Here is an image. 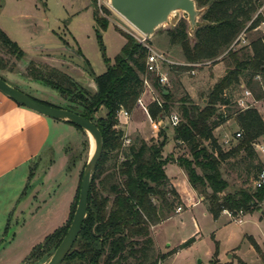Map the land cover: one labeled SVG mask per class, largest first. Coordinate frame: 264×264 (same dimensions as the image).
Returning <instances> with one entry per match:
<instances>
[{
	"label": "trees",
	"instance_id": "16d2710c",
	"mask_svg": "<svg viewBox=\"0 0 264 264\" xmlns=\"http://www.w3.org/2000/svg\"><path fill=\"white\" fill-rule=\"evenodd\" d=\"M194 1L197 8H203L200 16L202 23L194 28L190 37L188 22L185 18L179 19L173 27L165 30L169 41L179 46L183 62L215 63L219 61V56L226 55L230 66L201 99V106L184 96L175 110L170 90L166 85H160L157 76L153 75L151 83L162 99V106L150 102L147 108L153 120L161 114L169 115L173 110L176 112L179 121L171 127L172 138L187 148L188 155L175 158L163 155L168 142L165 128L159 129L157 137H135L123 145L124 132L117 127L121 120L117 113L120 109L131 111L142 93L147 54V47L131 34L119 30L125 43L112 63H108L105 58L107 65L102 73L94 74L83 58L84 71L93 79L96 89L83 86L60 68L29 61L26 75L52 88L67 102L65 105H54L32 98L91 119L102 137V152L90 180L86 216L76 240L60 264H157L175 252L171 250L155 257L154 240L150 233V226L169 217L180 203L175 188L168 186L169 179L165 173L168 162H175L184 171L190 186L206 200L207 210L213 218H218L224 210L235 215L240 211L246 214L261 209L264 186L228 191L229 183L223 177L221 164L241 154L240 165L245 172V180L252 177L253 181L257 177L264 168V160L254 143L264 141V118L254 106L239 109L235 113V122L237 131L241 133L239 137L233 133L236 143L228 149L218 142L213 130L227 120V114L219 112L220 106L230 104L226 91L236 85H243L253 93L255 99L264 96V34L250 41L249 50L234 48V41L244 29L252 30L260 23L262 15L256 12L263 2ZM105 11L108 10L105 8ZM94 21L102 28L108 25V20L98 16L95 10ZM150 42V38L144 40L149 46ZM0 43L16 59L24 57L21 47L1 29ZM3 61L0 58V69L5 67ZM178 68L185 69L188 66ZM0 77L6 80L1 73ZM102 110L103 114H100ZM66 123L82 130L77 125ZM120 155L122 159L117 163ZM112 156L114 160L111 166H107ZM79 188L80 182L67 223L48 234L41 244L34 246L31 255L45 252V261L51 256L71 222ZM192 241L193 238L180 247ZM257 251L264 257L258 247ZM217 252L216 248L214 258L208 264H222ZM238 262L245 264L240 259Z\"/></svg>",
	"mask_w": 264,
	"mask_h": 264
},
{
	"label": "rangeland",
	"instance_id": "374dc122",
	"mask_svg": "<svg viewBox=\"0 0 264 264\" xmlns=\"http://www.w3.org/2000/svg\"><path fill=\"white\" fill-rule=\"evenodd\" d=\"M261 1L263 3L260 7H263L264 15V0ZM105 8L108 11H105ZM94 10L98 16L108 20L106 28L95 23ZM202 13L203 11L197 17L198 22ZM174 18L177 22L185 17L182 11H177ZM185 20L187 21L186 18ZM173 26L168 22L157 27L150 37V46L153 50L164 53L172 62L165 69L168 71L166 86L172 94L174 110L180 98L184 96L190 97L201 106V99L225 73L230 66V60L226 55H221L215 63L204 61L193 64L181 61L179 46L172 44L165 33L167 28ZM0 29L21 47L24 55L29 53L27 57L16 59L7 53L0 43V58L5 61V67L0 69L1 75L11 85L27 91L28 95H38L40 99L50 101L54 105H65L67 101L56 98L57 92L50 87L49 91H38L37 87H42V83L36 84L35 80L26 75L30 60L42 63L31 45L40 43L38 41H56L71 47L76 54L64 50L53 51L55 54H63L73 63V66H68L70 70H62L72 76L74 73H83L76 81L94 89L92 81L85 74L87 72L84 71L83 58L87 60L94 74H100L107 65L105 58L108 63H112L125 43V38L119 30L131 34L134 38H143L142 34L111 8L109 0H0ZM193 30L188 23L190 37ZM262 34L264 25L257 29L245 30L242 34L244 41L237 37L234 48L249 50L250 41ZM183 65L188 68H178ZM153 75L156 76L149 74L147 78L157 95L158 91L151 83ZM241 84L243 83L239 85ZM143 89L139 102L129 111L130 117L120 120L117 125L124 132L123 145H127L135 137H157L161 128L146 111L152 101V94L147 87ZM240 93L241 86L238 85L226 91L225 95L230 104L219 107V112L227 114L228 117L213 133L224 149L236 143L233 133L238 130L235 113L240 109L237 103ZM33 95L31 97H34ZM174 110L172 113H176ZM259 112L264 118V108H260ZM100 114H103V110ZM164 128L168 142L164 146L163 155H171L174 158L188 155L187 148L173 140L171 127L164 124ZM61 135L55 142L54 149L46 148L38 158L30 162L28 170L24 172L26 178H20L19 174L13 176L14 178L8 179V183L4 182L8 185L0 189V249L4 248L0 264H46L49 258L45 261V252L39 251L31 255L32 248L41 244L48 234L65 225L69 219L91 144L87 133L75 127L64 129ZM260 155L264 160V153ZM121 159V155L118 156L117 163ZM240 159L241 154L221 164L223 177L229 183L228 191L253 187L252 177L245 180ZM113 160L114 156L107 162V166H111ZM165 173L173 180L180 203L169 217L150 226V233L153 236L154 232V238L160 247L154 244L155 257L166 254V249L176 251L157 264H208L214 258L216 248L217 256L221 258L219 261L225 264H239V259L245 264H264V257L257 251L258 247L264 255V202L261 203V209L243 214L241 223L235 221L238 215L227 213L215 219L207 211V202L204 199L201 205L188 207L189 197L194 200V195L175 162L165 165ZM168 186H172L170 180ZM20 193L27 195V198L22 200ZM178 210L182 211L176 213ZM191 238L195 240L185 247H180Z\"/></svg>",
	"mask_w": 264,
	"mask_h": 264
},
{
	"label": "water",
	"instance_id": "95a60500",
	"mask_svg": "<svg viewBox=\"0 0 264 264\" xmlns=\"http://www.w3.org/2000/svg\"><path fill=\"white\" fill-rule=\"evenodd\" d=\"M109 4L111 8L135 26L145 39L150 38L154 30L160 25L168 22L175 25L176 19L174 16L177 11H182L183 17L187 19L191 30L202 23L201 21L198 22L197 17L203 11V8H197L194 0H109ZM33 47L44 51L64 50L76 54L75 50L64 43H38L34 44ZM85 74L89 76L88 78H90L94 89H96L93 79L88 73ZM0 91L20 105L49 118L77 125L87 135L88 133L91 135L93 148L90 150L82 171L79 194L73 217L65 235L46 262V264H60L76 240L86 216L90 180L97 160L102 152L101 133L91 119L68 109L37 101L1 77Z\"/></svg>",
	"mask_w": 264,
	"mask_h": 264
},
{
	"label": "crops",
	"instance_id": "0c3cea01",
	"mask_svg": "<svg viewBox=\"0 0 264 264\" xmlns=\"http://www.w3.org/2000/svg\"><path fill=\"white\" fill-rule=\"evenodd\" d=\"M38 42L60 43L56 41H38ZM30 47H32L34 51H37L39 60L42 61L41 63L42 65L54 66L56 68H60L61 70L63 68L70 70L68 66L70 64L73 66V63L69 61L67 57L63 56V54H55L53 51L39 50L34 48L33 45H31ZM28 54L29 53H25L24 57L29 56ZM82 75L83 73H74L73 76L70 74V76L75 80ZM35 83L37 84L39 82L35 81ZM37 90L41 92H45L48 90V86L46 87L45 85L42 84V87H37ZM33 96L35 98L40 99V96L38 95L37 96L33 95ZM55 97L63 100V98L59 94L58 96ZM254 107H256L258 111H260V108H264V96L261 99H256V103ZM72 127L74 126H71L64 121L49 118L23 105H20L0 91V189H2L4 185H8L7 184L9 182L8 179L13 176L19 174L18 176H20V178H26V174L24 172L28 170L27 167L30 164V162L34 161L35 158H38V156L46 148L52 147L54 149L55 147L54 144L62 136L61 135L62 131L64 129L72 128ZM180 171L183 174L184 180L190 186L184 171L181 168ZM168 179L170 180L171 185L174 187L173 180L170 179L169 177ZM4 182L7 183L4 184ZM190 189L194 195L193 196L194 200L193 198L189 197L190 203L188 207L193 208L198 205H201L203 203L202 196L197 194V192L191 186ZM20 194L22 200L27 198V195H23L22 193ZM181 211L182 210H178V212L176 213H180ZM222 214L225 215V212L223 211L220 215ZM152 238L154 240L155 246L160 248L158 246L156 239L154 238V232ZM194 240L195 238H193V241ZM3 249H4L3 247L0 249V257L2 256L1 253ZM171 250L166 249L165 251L170 252ZM227 254L229 255V253ZM217 258L219 260L221 259L218 256ZM221 263L225 264L223 262Z\"/></svg>",
	"mask_w": 264,
	"mask_h": 264
},
{
	"label": "built area",
	"instance_id": "2783aa9c",
	"mask_svg": "<svg viewBox=\"0 0 264 264\" xmlns=\"http://www.w3.org/2000/svg\"><path fill=\"white\" fill-rule=\"evenodd\" d=\"M263 7H260L256 14H261L262 15V19L260 21V23L257 25V27H255L254 29H257L259 26L264 25V15H263ZM245 29L241 32L242 34H244ZM240 33V34H241ZM241 37L240 35L238 36L239 39L241 38V40L244 41V37ZM139 42L143 43L146 47H147V54L145 57V72H144V76H142V80H143V88L147 87L149 89V92H151L152 94V101L151 102H156L158 106H162V99L160 98V96H158V94L156 95V92L154 93L153 88L151 87V85H149V81H148V74L150 73H154L157 76V81L160 85L165 86L168 83V77H167V69H165L167 66L171 65L172 62L170 61V59H168V57L165 56L164 53L162 52H158L155 51L151 48V46L147 45L144 43V36L143 38H136ZM238 38H236V40L234 41V44L236 43ZM242 90L241 93L237 99V103L239 105L240 109H246L249 107H253L256 103V99L253 96V93L248 89L245 88L244 86H241ZM144 90V89H143ZM140 97L137 99V102H139ZM147 111V110H146ZM148 113V111H147ZM117 117L119 119H128L130 117V114L127 110L125 109H120L117 113ZM157 124L161 127L164 128V124L173 127L175 125H177L178 121H179V117L176 113H171L169 115H163L161 114L160 116H158V118L156 119ZM240 131L235 132V137H239L240 136ZM254 147L260 151L261 153H264V141L261 142H255L254 143ZM264 186V168L261 169L258 174L257 177L253 180V187L254 188H260ZM225 213H227L228 215H231L232 213L224 210ZM234 215V214H232ZM238 215L235 218V221L241 223L242 222V218L241 216L243 215V213L240 211L237 214Z\"/></svg>",
	"mask_w": 264,
	"mask_h": 264
},
{
	"label": "bare ground",
	"instance_id": "6f19581e",
	"mask_svg": "<svg viewBox=\"0 0 264 264\" xmlns=\"http://www.w3.org/2000/svg\"><path fill=\"white\" fill-rule=\"evenodd\" d=\"M113 9V8H112ZM114 10V9H113ZM115 11V10H114ZM118 13V12H117ZM119 14V13H118ZM120 15V14H119ZM121 17H123L122 15H120ZM124 18V17H123ZM125 19V18H124ZM126 20V19H125ZM127 21V20H126ZM128 22V21H127ZM130 24L131 27H133L138 33L142 34L135 26H133L130 22H128ZM89 139H90V144H91V150L93 148V141L91 138V135L88 133Z\"/></svg>",
	"mask_w": 264,
	"mask_h": 264
}]
</instances>
